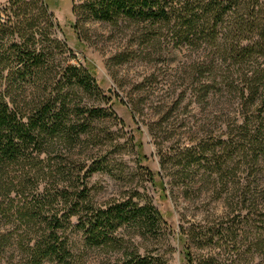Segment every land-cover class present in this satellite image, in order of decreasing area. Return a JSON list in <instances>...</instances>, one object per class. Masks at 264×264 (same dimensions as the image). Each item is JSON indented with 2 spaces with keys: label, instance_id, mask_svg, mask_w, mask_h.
<instances>
[{
  "label": "trees",
  "instance_id": "16d2710c",
  "mask_svg": "<svg viewBox=\"0 0 264 264\" xmlns=\"http://www.w3.org/2000/svg\"><path fill=\"white\" fill-rule=\"evenodd\" d=\"M71 11L75 28L89 21L130 23L150 46L192 53L181 72L186 86L174 105L187 98L201 105L220 135L216 141L193 140L181 157L187 166L208 163L222 210L183 232L206 250L196 258L185 247V258L188 264H264V0H80ZM41 17L52 24L43 0H8L0 14V222L13 216L24 225L0 230V260L11 246L25 264H67L73 258L71 232L87 248H114L119 230L156 235L165 222L151 199L134 200L139 192L98 205L83 188L67 196L64 214V169L50 154L60 153L64 143L77 144L92 120L112 112L71 105L76 90L102 98L103 91L86 66L50 70L49 56L36 46L37 36L44 35ZM48 74L55 91L37 101L21 100L27 84ZM132 107L141 115L138 102ZM144 167L152 184L159 176L164 186L159 173ZM105 168L99 164L86 173ZM50 176L62 180L52 183ZM102 264H153V259L133 248Z\"/></svg>",
  "mask_w": 264,
  "mask_h": 264
},
{
  "label": "rangeland",
  "instance_id": "374dc122",
  "mask_svg": "<svg viewBox=\"0 0 264 264\" xmlns=\"http://www.w3.org/2000/svg\"><path fill=\"white\" fill-rule=\"evenodd\" d=\"M7 1L0 0V14ZM43 1L52 16V24L41 17L44 35L37 36L36 46L49 56L50 70L55 74L67 64L86 66L94 72L103 91L102 98L76 90L69 102L79 108L103 107L112 112L109 117L92 120L89 132L77 144L64 143L60 153L50 154L53 162L62 164L64 169L61 183L64 184V214L67 196L83 188L98 205L113 199L122 201L139 192V199L134 200L142 203L151 199L165 222L156 235L138 236L131 227L119 230V242L114 248H87L80 236L71 232L73 258L67 264H102L121 258L133 248L151 256L153 264H188L185 247L196 258L206 250H200L183 232L199 222L206 224L214 220L222 210L220 200L212 191L215 177L210 178L208 163L202 160L200 164L187 166L181 157L183 149L193 140L213 138L216 141L220 135L219 127L209 125L211 116L201 105L189 103V98L174 105L186 86L181 72L184 64L193 58L192 53L150 46L136 37L138 33L130 23L89 21L75 28L76 18L71 9L80 0ZM131 50L135 54H129ZM51 78L48 74L34 85L27 84V96L20 95L21 100L26 97L37 101L44 92L55 91ZM136 102L142 107L141 115L131 111ZM99 164L106 168L87 175V170ZM144 166L159 173L164 186L159 176L152 184L144 173ZM58 180L62 177L49 178L52 183ZM218 180L216 187L220 189V177ZM19 225L22 224L13 216L2 218L0 230H13ZM2 256L0 264H25L11 246L5 247Z\"/></svg>",
  "mask_w": 264,
  "mask_h": 264
}]
</instances>
